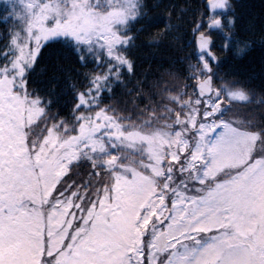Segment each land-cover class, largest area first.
Here are the masks:
<instances>
[{
	"label": "snow or ice",
	"instance_id": "obj_1",
	"mask_svg": "<svg viewBox=\"0 0 264 264\" xmlns=\"http://www.w3.org/2000/svg\"><path fill=\"white\" fill-rule=\"evenodd\" d=\"M2 5L0 264H264V122L225 117L252 97L212 51L215 34L233 46L229 0H208L207 27L193 29L194 83L157 82L160 100L138 113L142 89L127 92L131 112L104 100L135 73L143 0ZM56 44L92 70L74 78L57 55L37 73ZM81 165L86 175L68 182Z\"/></svg>",
	"mask_w": 264,
	"mask_h": 264
},
{
	"label": "trees",
	"instance_id": "obj_2",
	"mask_svg": "<svg viewBox=\"0 0 264 264\" xmlns=\"http://www.w3.org/2000/svg\"><path fill=\"white\" fill-rule=\"evenodd\" d=\"M143 3L147 15L133 27V33L137 35L136 48L133 50L135 73L130 75L125 69L122 76L125 84L115 85V95L110 98L106 95L104 100V104L119 102V107H124V101H128L127 107L131 112L132 97L136 96V92L134 91L131 96L127 95V92L129 89H142L143 98L135 101L138 105L137 113L151 100H160V96L156 94L157 82L160 85L167 84L170 88L181 87L186 82L194 83V80L186 81L191 71L189 64L197 62L198 50L194 43L193 29L201 20L205 21L206 28L208 16L212 14L206 5V0H143ZM229 3L231 9L228 10L227 16L233 17L236 21L233 46L230 50H225L222 47L224 41L221 34H215L216 44L212 51L219 58L218 71L220 73L230 71L237 79L244 81L245 87L251 92L252 102L236 103L233 110L226 113L225 117L253 120L259 124L264 122V104L258 102L264 100V0H229ZM2 6L0 0V9ZM223 11L217 10V15ZM3 15L5 13L0 11V17ZM169 24H178L179 27L169 29ZM141 27H144L142 32L138 31ZM4 28L5 25L0 23V32ZM157 33L166 34L157 36ZM153 37L156 39H152ZM236 40L246 41L249 47L243 53H238ZM43 51L44 58L36 65L37 73L42 67L50 68L57 55L74 78H79L77 73L82 76L83 73L92 70V65L87 68L81 67L77 57L59 44L46 47ZM48 74L45 73L42 78L46 79ZM71 82L73 81H68ZM65 83L62 74L57 86L58 92ZM188 91L191 92L192 89L189 88ZM64 100H70V95L61 96V101ZM70 108L71 103L67 106L61 104L60 115L68 116ZM56 110L57 106L53 105L52 111ZM87 170V165H81L78 170L73 169L75 175L69 177L68 182L76 179L77 176H85Z\"/></svg>",
	"mask_w": 264,
	"mask_h": 264
},
{
	"label": "water",
	"instance_id": "obj_3",
	"mask_svg": "<svg viewBox=\"0 0 264 264\" xmlns=\"http://www.w3.org/2000/svg\"><path fill=\"white\" fill-rule=\"evenodd\" d=\"M207 2H208V0H207ZM196 35H197V33L195 34V36H194V43H195V37H196ZM195 46H196V43H195ZM197 48V47H196ZM198 49V48H197Z\"/></svg>",
	"mask_w": 264,
	"mask_h": 264
}]
</instances>
